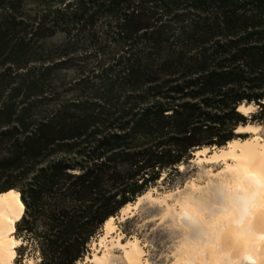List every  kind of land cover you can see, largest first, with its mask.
<instances>
[{
  "label": "trees",
  "instance_id": "16d2710c",
  "mask_svg": "<svg viewBox=\"0 0 264 264\" xmlns=\"http://www.w3.org/2000/svg\"><path fill=\"white\" fill-rule=\"evenodd\" d=\"M90 29L119 47L102 70L115 93L38 102L43 77L74 61L38 43ZM263 120L264 0H0V194H19L16 262L83 261L164 171Z\"/></svg>",
  "mask_w": 264,
  "mask_h": 264
},
{
  "label": "rangeland",
  "instance_id": "374dc122",
  "mask_svg": "<svg viewBox=\"0 0 264 264\" xmlns=\"http://www.w3.org/2000/svg\"><path fill=\"white\" fill-rule=\"evenodd\" d=\"M35 9L37 8L33 3L30 1L26 3L25 10L27 13L35 12ZM76 31H74V39L68 42H66L64 33L57 32L38 43L36 52L42 58L54 59L64 55L65 58L74 60L65 67L56 68L43 77L42 87L37 89V91L41 90V97L38 102H106L110 98L109 95L115 93V89H110L107 84L105 71L102 70L109 62L112 63L113 58H117L119 47L111 41L112 39L107 41L97 34L95 29ZM100 50H104V54ZM248 105L252 106L250 112L256 110L254 104ZM246 116L250 117V114ZM252 124H259L262 128L256 135L243 129L238 131L236 129V132L239 133L236 139L258 136L259 140L263 142L264 120ZM195 157L194 153L193 160L191 159L188 164L180 165L174 173L169 174V170L164 171L160 179L148 187L146 191L152 189L151 195L155 198L169 194L170 196L167 197L168 204L174 203L177 207L175 202L177 198L179 199V196L182 198L183 195H188L191 192L193 201L198 203V207L202 209L206 218H209L220 210L229 195L228 187L225 184L229 171H226V163L222 161L197 162L194 160ZM192 182L196 186L193 190L189 186ZM237 200H241V198L238 196ZM165 213L164 203L150 202L149 199H145L136 208L131 209L126 217H121L119 210L115 216H112L115 218L116 231L111 237L119 235L122 244H126L128 239H137L144 251L142 264H176L178 248L184 240L188 239L191 243L200 242V240L207 238L208 231L206 226L190 213H182L181 222L176 221L175 215ZM102 234L103 231L100 230L92 240L87 256L92 255L93 249L98 251L99 256L103 255L105 248L100 247L98 243ZM111 237H108L106 242L108 248L105 253L108 257L105 264H125L122 248L118 244L115 245L116 243L111 245ZM19 245L12 251V264H36L39 261L26 251L24 256L16 262V248ZM77 264L91 263L83 259Z\"/></svg>",
  "mask_w": 264,
  "mask_h": 264
},
{
  "label": "bare ground",
  "instance_id": "6f19581e",
  "mask_svg": "<svg viewBox=\"0 0 264 264\" xmlns=\"http://www.w3.org/2000/svg\"><path fill=\"white\" fill-rule=\"evenodd\" d=\"M238 108L244 113L252 110L251 105H241ZM261 128V125L251 123L238 126L237 131L243 129L256 135ZM194 153L196 156L194 160L197 162L226 163L225 169L229 171V176L225 179V184L229 195L219 211L206 218L198 203L193 201L191 192L177 198L175 201L177 207L174 203L168 204L169 194L155 198L152 197L150 189L138 196L134 202L122 207L121 217H126L131 209L136 208L145 199L164 203L165 214L175 215L178 222L182 213L196 216L206 226L207 238L194 243L185 239L178 248L176 264H264V141L261 142L258 136L234 139L224 147L213 150L204 147ZM189 186L191 190L196 187L193 182ZM238 196L241 200H237ZM20 205L17 192L8 191L0 194V264H12V251L22 243L13 236ZM114 221L115 218L110 217L102 226L103 234L98 243L100 247L105 248L103 255L99 256L98 251L93 249L92 255H86L85 261L91 264L107 262L106 242L116 231ZM119 239V235L111 237L110 244L120 245L125 264H142L144 251L139 241L128 239L126 244H122Z\"/></svg>",
  "mask_w": 264,
  "mask_h": 264
},
{
  "label": "water",
  "instance_id": "95a60500",
  "mask_svg": "<svg viewBox=\"0 0 264 264\" xmlns=\"http://www.w3.org/2000/svg\"><path fill=\"white\" fill-rule=\"evenodd\" d=\"M242 105H244V106H247L248 104H246V103H244V104H242ZM254 107L257 109L258 107L257 106H255L254 105ZM240 111V110H239ZM251 113H253V112H249L248 114H251ZM244 114V113H243ZM245 115V114H244ZM207 148H209V149H213V148H217V147H207ZM193 156H194V153H193ZM102 230V229H101Z\"/></svg>",
  "mask_w": 264,
  "mask_h": 264
},
{
  "label": "snow or ice",
  "instance_id": "6c2138e0",
  "mask_svg": "<svg viewBox=\"0 0 264 264\" xmlns=\"http://www.w3.org/2000/svg\"><path fill=\"white\" fill-rule=\"evenodd\" d=\"M245 115H247L248 114V112L247 111H245V113H244Z\"/></svg>",
  "mask_w": 264,
  "mask_h": 264
}]
</instances>
